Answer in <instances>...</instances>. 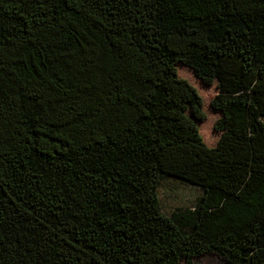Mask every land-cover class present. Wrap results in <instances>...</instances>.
<instances>
[{
  "label": "trees",
  "instance_id": "obj_1",
  "mask_svg": "<svg viewBox=\"0 0 264 264\" xmlns=\"http://www.w3.org/2000/svg\"><path fill=\"white\" fill-rule=\"evenodd\" d=\"M205 254L264 264V0H0V264Z\"/></svg>",
  "mask_w": 264,
  "mask_h": 264
},
{
  "label": "rangeland",
  "instance_id": "obj_2",
  "mask_svg": "<svg viewBox=\"0 0 264 264\" xmlns=\"http://www.w3.org/2000/svg\"><path fill=\"white\" fill-rule=\"evenodd\" d=\"M204 99L206 100V119L201 123L200 129L205 140L214 143L219 133L214 130V123L218 114L209 106V100L215 94L214 87L202 88ZM159 194L163 210L170 212L177 206L192 207L196 198L201 194L199 187L182 181L178 178H169L159 188ZM193 264H227L223 259L215 254H205L194 259Z\"/></svg>",
  "mask_w": 264,
  "mask_h": 264
}]
</instances>
